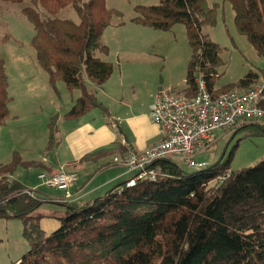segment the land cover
<instances>
[{
	"label": "trees",
	"instance_id": "obj_1",
	"mask_svg": "<svg viewBox=\"0 0 264 264\" xmlns=\"http://www.w3.org/2000/svg\"><path fill=\"white\" fill-rule=\"evenodd\" d=\"M227 1L236 29L264 58V0ZM27 2L21 13L33 27L31 46L38 65L53 90L62 81L79 92L64 117L77 119L101 108L95 88L100 89L114 69L99 57L108 53L101 37L114 14L106 0ZM65 7L76 11L78 22L56 17ZM135 13L133 23L156 30L182 24L191 50L185 89L191 94L186 96L193 94L197 71L213 89L221 60L220 47L202 33L203 26L215 23V9L207 0H159L137 6ZM256 79L250 72L236 86L246 90ZM10 100L0 59V126L9 117ZM260 106L264 108V92ZM242 129L264 137V123ZM49 132L52 147L54 124ZM22 165L17 153L10 162L0 163V219H19L29 247L12 264H264V159L235 173L219 162L185 171L170 160L160 161L152 166L154 180H137L132 186L127 180L91 202L56 201L62 210L50 214L39 213L45 201L11 178ZM45 217L58 221L49 234L39 226Z\"/></svg>",
	"mask_w": 264,
	"mask_h": 264
},
{
	"label": "rangeland",
	"instance_id": "obj_2",
	"mask_svg": "<svg viewBox=\"0 0 264 264\" xmlns=\"http://www.w3.org/2000/svg\"><path fill=\"white\" fill-rule=\"evenodd\" d=\"M158 2L159 0H106L107 9L114 14L101 37L108 49L103 59L112 63L114 69L101 87L105 92L100 90L96 95L100 105L110 102V90L107 87L117 86L123 74L127 76L132 69L140 68L148 72V78L139 77L144 81L133 82L134 88L131 90L128 87L125 91V95L129 93L134 99L135 109H139L160 90L183 96L191 94L190 91H185L191 54L185 27L175 24L170 30L162 31L132 22L137 6L155 5ZM207 3L215 9V23L203 26L202 33L220 47L221 60L213 90H243L236 83L250 72L257 75L258 85L264 84V58L257 55L246 37L236 29L230 2L207 0ZM27 5V0L21 4L0 0V59L4 62L11 99L9 116L10 107L16 115L9 121L8 117L0 126V163L10 162L13 154L17 153L26 165L17 166L11 178L25 185L44 201H50L51 198L59 200L62 191L46 187L38 179V175L48 174L51 160L54 162L51 168H59L56 163L77 155L79 148L81 153L84 147L99 140L106 142L109 135L112 138L113 134L101 128V123H106L108 119L106 112H103V108L107 107L104 104L105 107L101 105V108L89 111L80 119L64 118L79 92L69 90L62 81L55 83V90L49 84L47 74L38 65L31 46L33 27L21 13V8ZM38 10L44 13L41 8ZM56 17L73 22H78L79 19L76 11L70 7L61 9ZM87 85L90 90L94 88L89 81ZM108 112L111 117L119 112L118 119L124 115L119 110L111 113L108 109ZM53 124L58 131V141L49 147V131ZM125 125L131 135L139 129L136 122H126ZM242 126L244 125L216 131L213 142L196 154L194 159L198 163L205 162L208 166L219 162L234 173L257 164L264 159V137L250 134ZM116 134L120 133L117 131ZM170 161L185 171L190 170L179 158ZM116 164L122 165L120 160ZM62 167L68 170V166ZM61 210L57 204L44 202L38 211L50 214ZM39 226L49 234L58 227V221L45 217L41 219ZM28 249L21 221L17 218L0 219V264H12Z\"/></svg>",
	"mask_w": 264,
	"mask_h": 264
},
{
	"label": "built area",
	"instance_id": "obj_3",
	"mask_svg": "<svg viewBox=\"0 0 264 264\" xmlns=\"http://www.w3.org/2000/svg\"><path fill=\"white\" fill-rule=\"evenodd\" d=\"M264 84L240 91H214L206 86L201 72L194 77L191 96L159 91L149 109V117L163 133V138L146 149L137 152L127 149L114 163H122L135 172L128 180L132 186L137 180H154V164L179 158L190 168H204L194 157L213 142L216 131L233 129L248 123H264ZM228 175V174H227ZM38 179L48 188L63 192L61 202H73V188L77 182L76 172L58 170L50 174H39Z\"/></svg>",
	"mask_w": 264,
	"mask_h": 264
},
{
	"label": "crops",
	"instance_id": "obj_4",
	"mask_svg": "<svg viewBox=\"0 0 264 264\" xmlns=\"http://www.w3.org/2000/svg\"><path fill=\"white\" fill-rule=\"evenodd\" d=\"M103 56L104 55H99L102 60H104ZM139 77L148 78V72H146L143 68H140L139 70L132 69L130 74L127 76L125 74L122 75L120 84L113 87L112 85L111 87H107L110 90V102L103 103L107 107H105L103 104L101 105L105 107L103 108V112H106L105 115L106 118L108 117V119H106V123H101V128L107 133H112V138L110 136L111 134H108L109 140L106 142L101 140L96 141L94 144L84 147L81 153V148H79L77 155H72L65 161L57 162L56 165L59 166V168H51L54 165V162L51 160V166H49L48 174L58 170L76 172L78 179L76 185L73 188V202H91L97 198L103 197L115 186L126 182L128 179L134 176L135 172L129 171L122 165L114 163V159L124 154L127 149H133L134 151L140 152L150 145L159 142L163 138V133L161 132L160 128L155 123H153L149 117V109L156 94L154 93L155 95L151 96V98H149L145 104L140 106L139 109L134 108V99L131 97V95L129 93L125 95V91L128 87L131 90L134 88L133 82H138L140 80L144 81ZM93 90L94 88L92 91ZM100 90L103 91L104 89H97L96 95ZM108 109L111 111V113H116V111L119 110L121 113H124V115L118 119L120 114L118 112L116 116L111 117L109 116ZM10 115L11 116H9L8 121L16 116L11 110V107ZM81 117L77 119H80ZM126 122H136V124H138L139 129L136 131V133L132 135L130 134L128 128L125 125ZM117 131L120 133L119 135L116 134ZM57 134L58 131L55 135L56 140ZM15 146H17V144H15ZM35 152L36 150L33 151V154H35ZM82 161L85 163H82ZM64 165L68 166V170H65V168L62 167ZM62 196L63 192L59 198L61 199ZM60 199L56 200L51 198L50 201L45 202L56 204L55 202L60 201Z\"/></svg>",
	"mask_w": 264,
	"mask_h": 264
}]
</instances>
